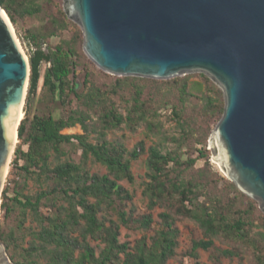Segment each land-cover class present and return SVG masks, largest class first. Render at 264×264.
Wrapping results in <instances>:
<instances>
[{
  "label": "trees",
  "instance_id": "1",
  "mask_svg": "<svg viewBox=\"0 0 264 264\" xmlns=\"http://www.w3.org/2000/svg\"><path fill=\"white\" fill-rule=\"evenodd\" d=\"M52 2L0 0L15 27L27 18L40 21L26 34L33 49L17 132L21 141L1 194L0 242L11 260L171 264L179 246L176 222L188 219L203 234L183 252L195 264H200L198 249H213L216 239L228 245L222 255H238L236 249L243 248L254 264H264V212L210 162L208 138L224 111L222 90L199 72L162 80L95 71L83 51L80 27L62 7L53 12ZM71 27V36L62 37ZM52 37L57 43L50 42ZM42 62L47 63L43 74ZM105 77L112 80L102 81ZM164 114L176 123L177 135L163 129L159 118ZM77 125L82 132H64ZM122 125L131 132L144 127V137L130 150L121 139L108 138L109 130ZM151 136L159 141L147 145ZM78 149L75 159L71 153ZM144 153L147 203L136 214L135 194L120 181H135L132 163ZM90 163H100L106 172L91 171ZM32 179L38 187H30ZM122 226L143 234L133 244L121 242ZM213 262L221 264L218 256Z\"/></svg>",
  "mask_w": 264,
  "mask_h": 264
},
{
  "label": "water",
  "instance_id": "2",
  "mask_svg": "<svg viewBox=\"0 0 264 264\" xmlns=\"http://www.w3.org/2000/svg\"><path fill=\"white\" fill-rule=\"evenodd\" d=\"M63 9L82 31L86 56L109 74L165 80L199 72L217 84L224 111L208 147L264 212V0H63ZM29 76L0 6V193ZM0 264H16L1 242Z\"/></svg>",
  "mask_w": 264,
  "mask_h": 264
},
{
  "label": "rangeland",
  "instance_id": "3",
  "mask_svg": "<svg viewBox=\"0 0 264 264\" xmlns=\"http://www.w3.org/2000/svg\"><path fill=\"white\" fill-rule=\"evenodd\" d=\"M58 7L63 8V0H53V2L51 4L52 11L57 12ZM39 24H40V21L36 18H27L24 21H21L19 23V25L16 27L12 24L14 27L15 33H16V35L20 41V44L22 46V49L25 52L28 59H29V53L32 51L33 48L29 44V41L26 37L27 30L33 29L34 27L39 26ZM72 30H74L73 27L63 31L62 37H64V38L70 37L72 34ZM57 41H58V38H56V37H52L50 39V42L53 44L57 43ZM46 66H47V63L42 62V65H41V73L42 74L44 73ZM94 70L99 71L101 69H99L95 65ZM103 72H105V71H103ZM105 73H107V72H105ZM114 76H117V75H114ZM197 79H198L197 76L192 77V80H197ZM101 80L109 82L112 80V78L105 77ZM41 84H42V79L40 80L36 97H38L40 94ZM27 91H28V87H27ZM26 95H27V93H26ZM25 102H26V98H25ZM24 105H25V103H24ZM24 105H23V109H22L23 113H24ZM121 112L124 113L123 110H121ZM165 114H167V113H165ZM165 114L159 118L162 122L163 129H165L166 132H168L169 134H176L177 135L179 130L177 128L176 123L173 120L169 119ZM23 117H24V115H23ZM212 126L214 129L215 124L213 123ZM143 130H144V127L141 126L137 129V131L131 132L128 129H126L125 125H122L121 129L109 130L108 131V138H110V139H121L124 142V144L126 145V147L130 150L135 146V144L140 139H142L144 137ZM212 131H211V133H212ZM64 132L76 133V132H81V129L77 125L75 127L65 129ZM209 137H210V135H209ZM208 140H209V138H208ZM20 141L21 140L18 138V135H17V140L15 142L14 150L16 148V145ZM158 141H159V136H151V137L147 138L146 143H147V145H150L153 142H158ZM80 153H81V150L78 149L76 152H72L71 155H72V157L77 159L79 157ZM146 156H147V154L144 153L140 156L139 159L133 161V163H132V170H133V173L135 175V181L133 183H129L125 179L120 181L121 184H123L124 186L129 188L135 194L133 202H134L135 207H136V209H135L136 214H141L146 210L147 199L143 194V182L145 181V174L147 171L146 164H145ZM212 156L213 155L211 153L210 162L213 164L214 169L219 171L221 175L228 178L225 175V173L219 169V166L214 162V159H212ZM13 157H14V152L11 154L10 161H12ZM89 166H90L91 171H93V172H99V173H105L106 172V168L104 166H102L100 163H90ZM11 168H12V165H11V162H9L8 170H7V173L5 176V180L3 182V188L6 185V182L11 177ZM29 184H30L31 188H36L39 186L40 183H39V181L32 179L29 182ZM3 188H2V190H3ZM1 194H2V191L0 193V200L2 201ZM159 211H161L160 208L156 209L154 212L156 219H157V213ZM2 224H3V215H2L1 208H0V225H2ZM28 224L29 223H27V225ZM176 225L178 226V228L180 230L179 246L177 248V255L170 260V263L171 264H195V259L190 257V256H183V252H185L186 250H188L190 248L191 239H200L203 237L202 230L193 221L188 220V219L178 220L176 222ZM4 226H5L6 231H8L9 227H8L7 223H4ZM120 231H121V234L119 236L120 241L121 242L129 241L131 244H133L135 242V240L138 239L139 237H141V235L143 234V232L140 230H132V229H128L124 226L121 227ZM27 240H29L28 236L22 242V245L24 247L28 246V244L26 243ZM214 243H215V246L213 249H210V250L198 249V253H199L198 261L200 262V264H214V262H213L214 256L219 257L221 264H254L252 261L251 254L249 252L245 251L243 248H237L236 249V251L239 253L238 255L224 256L221 254L220 250L228 248V245L223 244L218 239H216ZM92 244L95 245L96 242L92 241ZM7 255L9 256L8 253H7Z\"/></svg>",
  "mask_w": 264,
  "mask_h": 264
},
{
  "label": "bare ground",
  "instance_id": "4",
  "mask_svg": "<svg viewBox=\"0 0 264 264\" xmlns=\"http://www.w3.org/2000/svg\"><path fill=\"white\" fill-rule=\"evenodd\" d=\"M6 17V16H5ZM23 116V110H22V105H21V110H20V115H19V120H18V124H19V121L20 119L22 118ZM18 126V125H17ZM17 140V136H15V140L14 142H16ZM212 159H214V162L220 167V164L218 163V161L212 156ZM7 170H8V165L6 166V170H5V174L7 173Z\"/></svg>",
  "mask_w": 264,
  "mask_h": 264
},
{
  "label": "crops",
  "instance_id": "5",
  "mask_svg": "<svg viewBox=\"0 0 264 264\" xmlns=\"http://www.w3.org/2000/svg\"><path fill=\"white\" fill-rule=\"evenodd\" d=\"M81 129V128H80ZM81 132H82V130H81ZM67 133V132H66ZM76 133H80V132H76Z\"/></svg>",
  "mask_w": 264,
  "mask_h": 264
},
{
  "label": "built area",
  "instance_id": "6",
  "mask_svg": "<svg viewBox=\"0 0 264 264\" xmlns=\"http://www.w3.org/2000/svg\"><path fill=\"white\" fill-rule=\"evenodd\" d=\"M11 162V161H10ZM11 165H12V163H11ZM7 181V180H6ZM6 183H8V181L6 182Z\"/></svg>",
  "mask_w": 264,
  "mask_h": 264
}]
</instances>
